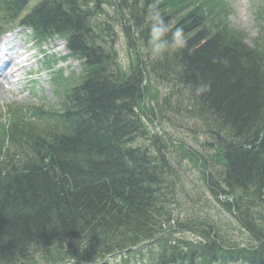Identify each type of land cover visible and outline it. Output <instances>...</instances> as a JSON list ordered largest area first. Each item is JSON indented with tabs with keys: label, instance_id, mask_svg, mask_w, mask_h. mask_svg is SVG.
Here are the masks:
<instances>
[{
	"label": "trees",
	"instance_id": "16d2710c",
	"mask_svg": "<svg viewBox=\"0 0 264 264\" xmlns=\"http://www.w3.org/2000/svg\"><path fill=\"white\" fill-rule=\"evenodd\" d=\"M29 1L0 0L1 20L16 22ZM151 3L41 0L23 17L37 39L65 38L85 69L52 72L55 107L14 105L0 117V264H103L118 252L119 264H264V0L252 44L231 26L225 0H159L189 39L156 61ZM201 82L211 88L196 95ZM158 120L162 132L150 127ZM169 127L225 140L204 154ZM174 152L206 177L243 242L202 207L175 214L184 180ZM186 231L195 238L176 235Z\"/></svg>",
	"mask_w": 264,
	"mask_h": 264
},
{
	"label": "rangeland",
	"instance_id": "374dc122",
	"mask_svg": "<svg viewBox=\"0 0 264 264\" xmlns=\"http://www.w3.org/2000/svg\"><path fill=\"white\" fill-rule=\"evenodd\" d=\"M228 3L232 5V11L230 15V22L231 25L234 28H237L239 30H242L246 34V41L248 43H252L254 37L259 32V26H258V20L256 18L255 13V6H254V0H227ZM110 12L113 13V10L111 9ZM58 39H53L46 42V46L53 45L55 47L56 53L60 55L67 54V49L65 47V44L63 41H60ZM35 51V50H33ZM118 52L119 55L124 63V66L127 67L129 63V49L127 48V45L125 43V40L121 39L118 43ZM43 57V56H42ZM56 57H59V55L56 54ZM39 58V56L37 57ZM43 60V59H42ZM34 62V60H33ZM43 63L37 62L33 64V66H42ZM61 67L64 68V70L67 71V73H74L78 74L82 69V64L79 60L71 59L69 58L67 61L62 62L60 64ZM34 78V77H33ZM37 79V88L34 91V96H28L26 99H23V95L26 94L28 91L26 90L24 94H16V91H14L15 95L10 96V91H7L5 93H2L0 96V104L2 105H9L13 102H17L20 105L29 106V105H40V106H52L56 103V97L54 95L53 85L52 81L49 77V74L45 71L42 72V74L39 77H35ZM23 93V92H21ZM9 96V97H5ZM167 126V125H166ZM153 131L155 132H162V127L159 125L158 127H153ZM170 131V128H168ZM173 136L177 137L179 140H186L189 145H192L196 150L203 152V149H200L199 144L195 140V136L188 130L180 129V130H173L172 131ZM175 155L180 159V156H178L177 152ZM184 162L190 163L187 159L184 160ZM218 169H220V166H217ZM183 169H185L183 167ZM181 170V176L184 180V189H180V204L177 205V210L175 211V214L177 216L185 215L187 212H190L192 205H195V208L201 209V211H209L211 217L217 220H224L231 223L230 229L231 233L236 240V242H243L247 237L245 233L239 229L237 226H235L231 220L227 216H223L219 213L221 211V208L217 205L211 206L205 203H209L208 201L211 200L210 198V191L209 188L206 186L204 178L201 177L198 171H195L194 168L191 175V178H194L195 180H190L187 177V173H185L184 170ZM195 171V172H194ZM194 172V173H193ZM185 190L188 192L186 194ZM197 201L198 203H193V201ZM205 205H203V204ZM180 209V213L179 212ZM185 234L184 232H179L176 235L181 236ZM113 259V258H112ZM115 260V258L113 259Z\"/></svg>",
	"mask_w": 264,
	"mask_h": 264
},
{
	"label": "clouds",
	"instance_id": "9594fccd",
	"mask_svg": "<svg viewBox=\"0 0 264 264\" xmlns=\"http://www.w3.org/2000/svg\"><path fill=\"white\" fill-rule=\"evenodd\" d=\"M146 24L148 25L147 53L153 61L163 59L171 51H179L188 47L189 37L183 27L170 25L165 19L159 0H152L149 5ZM210 83L201 82L195 87V94L201 95L209 91Z\"/></svg>",
	"mask_w": 264,
	"mask_h": 264
},
{
	"label": "bare ground",
	"instance_id": "6f19581e",
	"mask_svg": "<svg viewBox=\"0 0 264 264\" xmlns=\"http://www.w3.org/2000/svg\"><path fill=\"white\" fill-rule=\"evenodd\" d=\"M16 39V42H18V36ZM13 49L15 52L10 55L9 68L0 75V96L7 91H10V96L11 94L15 95L14 91H16V94H24L30 87V83L26 80L27 74L29 72L35 74L40 72V67L33 66V64L37 63L35 61V53L30 52L31 46L26 41H20L19 44L15 43V48ZM28 95H31V92L24 94L23 99H26Z\"/></svg>",
	"mask_w": 264,
	"mask_h": 264
}]
</instances>
